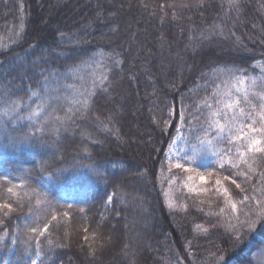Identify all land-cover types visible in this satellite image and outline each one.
Listing matches in <instances>:
<instances>
[{
	"label": "trees",
	"instance_id": "16d2710c",
	"mask_svg": "<svg viewBox=\"0 0 264 264\" xmlns=\"http://www.w3.org/2000/svg\"><path fill=\"white\" fill-rule=\"evenodd\" d=\"M195 2L0 0V91L42 89V72L63 74L89 57L101 60L99 53L103 62L82 65V73L89 82L92 74L111 81L109 93L98 87L92 116L61 126L59 138L49 130L13 145L11 137L32 131L28 121L0 128V175L11 181H0V203L14 201L7 187L24 182V191L46 195L58 215L39 237L42 264H220V256L226 264H243L264 248L259 225L245 237L251 243L233 249L226 230L208 226L201 210H173L165 201L168 146L178 133L175 126L161 131L158 123L168 119L169 107L179 108L182 96L187 106L210 94L217 82L206 74L217 66L260 74L258 62L264 63V0H243L239 19L226 0H206L204 8ZM214 23L223 34L213 31ZM117 54L123 63L113 65L108 57ZM65 82L58 77L48 87L70 98ZM256 161V173L264 171V154ZM5 212L0 234L12 235L0 245V264H29L37 258L35 241L29 248L18 232L32 217ZM198 226L207 232L197 233Z\"/></svg>",
	"mask_w": 264,
	"mask_h": 264
},
{
	"label": "snow or ice",
	"instance_id": "6c2138e0",
	"mask_svg": "<svg viewBox=\"0 0 264 264\" xmlns=\"http://www.w3.org/2000/svg\"><path fill=\"white\" fill-rule=\"evenodd\" d=\"M226 2L229 11L236 13V19H239V15L243 11V0H226ZM184 6L191 7L193 5L185 4ZM194 6L204 8L210 5L206 3V0H196ZM161 7L163 8V6ZM221 9L223 10V5H221ZM175 18L176 14L173 13V19ZM229 19L231 18L226 14L222 21L225 27ZM255 27L256 25L253 24V28ZM23 29L24 25L21 24V32ZM216 29H220V34H223L224 29L220 24L214 23L213 31ZM98 55L101 56V60H96L95 56L89 57L87 60L81 61L80 64L73 63L63 74L47 70L42 72L41 77L44 85L42 89L28 85L27 91L23 95L12 91L11 86L0 91V128L7 129L9 125L27 120L28 127L32 129L31 132L11 137L13 145L27 142L35 136L36 132L43 134L49 130L59 138L61 126L74 122L76 119H87L92 116L96 110L95 97L98 87L101 92L109 93L111 86L107 75L101 74L100 80L97 81L95 74H92L89 82L82 73V65L103 62L105 54L99 53ZM108 58L111 59L113 65L123 63L118 58V54L116 56L109 55ZM258 66L261 67L259 76L249 75L246 70L234 66H217L211 74H206L217 82L210 94L196 99L194 103L187 106L184 104L182 96L180 107H169L168 119H161L158 123L161 131L169 127H176L178 135L168 146L169 157L176 158L174 164L176 169L195 173L202 180L205 176L214 177L215 194L223 197L225 207H221L218 213L208 214L224 216L226 209L229 211L226 234L227 243L233 249L251 243V240H246L245 237L248 233L253 232L257 225L264 231V171L256 173L253 164L257 161L256 157L252 155L264 153V63L258 62ZM58 77H62L66 81L63 89L70 93V98L68 95L61 97V88L50 89L48 87L50 81L56 80ZM101 82H103V86H100ZM193 95L194 97L198 96L199 91L197 90ZM61 99L65 101V104H61ZM60 111L64 112L63 116L58 114ZM95 119L104 123L99 116H96ZM173 119L179 121L178 126L170 124ZM111 121L112 117H107V123H111ZM182 129H186L183 134H181ZM177 141H180L184 147L171 151L176 148ZM207 153L216 157V162L222 171L219 173L201 172L195 166H188L195 165L198 155ZM181 161H185V163H181ZM244 165L247 167L243 168ZM171 167L173 165L170 159L169 168L171 169ZM254 175L257 178L253 183ZM238 177L243 179L238 182ZM188 179L191 180L192 176L189 175ZM0 181L11 183L6 174L0 175ZM174 181L175 177L172 182ZM224 182L234 185L235 189L239 191L234 193L229 186H225ZM17 187L21 188L22 194L14 192L13 189ZM185 187L189 192L195 191L187 184ZM24 188V182L7 187V192L16 199L9 203H0V211L6 210L5 215L14 211H26L28 216L32 217L31 223L25 224L23 230L18 232V236L22 237L23 242L29 248L35 241L37 258L31 259L29 264H42L39 259L41 251L39 237H43L49 231L51 221H58V215L46 195H42L36 190L30 194L28 191H24ZM203 191L207 192L208 189ZM234 195L238 199H234ZM111 199L112 197H108L109 201ZM200 202L204 203V201ZM238 204L240 206L239 213ZM174 206V201L170 199L168 207L173 208ZM67 207L71 208L73 205L68 204ZM200 210L203 211V209ZM80 211L83 212L84 209L81 208ZM67 215V212L63 213V216ZM41 218H43L42 226ZM233 220L235 223H232ZM2 224L3 221L0 220V225ZM200 227L202 226H198V228ZM203 231L207 232V229L204 228ZM10 235L12 234L3 231L0 234V245L6 244ZM17 242V236H12L11 243L15 245ZM48 244L51 245L52 241L48 240ZM189 244H191L190 241ZM258 253L264 255V248L258 249ZM218 259L220 264H226L223 256ZM5 264L8 262L5 261ZM243 264H252V261L248 260Z\"/></svg>",
	"mask_w": 264,
	"mask_h": 264
},
{
	"label": "rangeland",
	"instance_id": "374dc122",
	"mask_svg": "<svg viewBox=\"0 0 264 264\" xmlns=\"http://www.w3.org/2000/svg\"><path fill=\"white\" fill-rule=\"evenodd\" d=\"M249 75H255L259 76L260 74H253L248 73ZM183 134V133H181ZM259 138V137H258ZM184 145L177 141L176 148L172 149L171 151H176L178 148H183ZM187 150V149H185ZM170 152V149L168 151V154ZM182 154V153H181ZM263 155L264 153H254V155L257 158V155ZM171 159V164L173 167L170 171V180L169 184L165 189V201L168 206L169 200L171 199L174 201V207L170 208L173 210H185L188 207H194L196 209H203V213L208 217V226L213 223H218L222 228L226 230L228 218H229V211L226 209V214L224 216H218V215H209L208 213H218L219 209L221 207H225L223 202V197L219 194H215L214 190V177L205 176L204 179H200V177L196 176L195 173H187L180 169H176L174 167V164L176 163L175 157H169L167 155V162L169 167V160ZM181 163H185V161H181ZM188 166H195L197 169L201 172L208 171V172H214L219 173L220 170L219 166L216 162V157L211 155L210 153L207 154H200L196 158L195 165H188ZM243 168H246L247 165L242 166ZM253 167L257 169L256 164H253ZM189 175L192 176V179L189 180ZM173 177H175V181L172 182ZM238 182L242 180V177H238ZM253 182V181H252ZM225 186H229L231 190H233L234 193L238 192L239 190L235 189L234 185H229L228 182H224ZM185 184L189 185L190 187L194 188L195 191L189 192L188 188L185 187ZM204 189H208L207 192H204ZM234 199H238L234 195ZM200 201H204V203H201ZM240 206L238 204V213H239ZM237 213V214H238ZM232 223H235L233 220ZM210 225V226H211ZM205 227H200L196 229L197 233H203V229ZM252 264H264V255H260L258 252L253 256Z\"/></svg>",
	"mask_w": 264,
	"mask_h": 264
}]
</instances>
